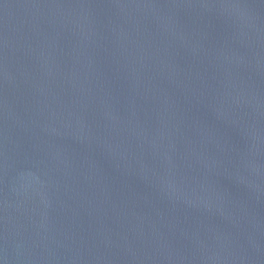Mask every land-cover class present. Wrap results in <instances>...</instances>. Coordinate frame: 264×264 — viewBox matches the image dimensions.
I'll return each instance as SVG.
<instances>
[{
  "label": "water",
  "instance_id": "obj_1",
  "mask_svg": "<svg viewBox=\"0 0 264 264\" xmlns=\"http://www.w3.org/2000/svg\"><path fill=\"white\" fill-rule=\"evenodd\" d=\"M0 264H264V0H0Z\"/></svg>",
  "mask_w": 264,
  "mask_h": 264
}]
</instances>
